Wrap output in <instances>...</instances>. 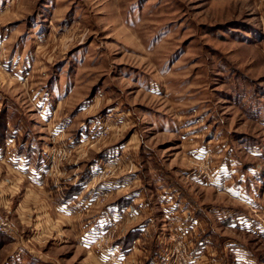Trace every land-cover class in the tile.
<instances>
[{
    "label": "rangeland",
    "instance_id": "374dc122",
    "mask_svg": "<svg viewBox=\"0 0 264 264\" xmlns=\"http://www.w3.org/2000/svg\"><path fill=\"white\" fill-rule=\"evenodd\" d=\"M1 220L0 264H264V0H0Z\"/></svg>",
    "mask_w": 264,
    "mask_h": 264
},
{
    "label": "trees",
    "instance_id": "16d2710c",
    "mask_svg": "<svg viewBox=\"0 0 264 264\" xmlns=\"http://www.w3.org/2000/svg\"><path fill=\"white\" fill-rule=\"evenodd\" d=\"M137 234L138 233L136 232V230L131 231V232L127 233V235L123 239L119 240V245H121V248L123 251H126L128 248L131 247V245L133 244Z\"/></svg>",
    "mask_w": 264,
    "mask_h": 264
},
{
    "label": "built area",
    "instance_id": "2783aa9c",
    "mask_svg": "<svg viewBox=\"0 0 264 264\" xmlns=\"http://www.w3.org/2000/svg\"><path fill=\"white\" fill-rule=\"evenodd\" d=\"M6 228H7V229L9 228L8 225L5 224V223H2V220H1V222H0V230L5 231ZM112 256H113V255H112ZM112 256H111V258L114 259Z\"/></svg>",
    "mask_w": 264,
    "mask_h": 264
},
{
    "label": "crops",
    "instance_id": "0c3cea01",
    "mask_svg": "<svg viewBox=\"0 0 264 264\" xmlns=\"http://www.w3.org/2000/svg\"><path fill=\"white\" fill-rule=\"evenodd\" d=\"M201 245H202V243H201ZM205 246H203V248H204ZM128 251V250H127ZM126 251V252H127ZM123 258V260H125V258H126V256H124V257H122ZM123 262H121V264H122Z\"/></svg>",
    "mask_w": 264,
    "mask_h": 264
}]
</instances>
